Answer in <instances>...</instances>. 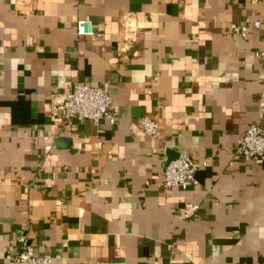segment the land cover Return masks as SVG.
<instances>
[{"label": "crops", "instance_id": "0c3cea01", "mask_svg": "<svg viewBox=\"0 0 264 264\" xmlns=\"http://www.w3.org/2000/svg\"><path fill=\"white\" fill-rule=\"evenodd\" d=\"M260 49L264 0H0V264L21 238L52 264H264V164L234 153L264 127ZM77 82L116 123L52 116ZM182 151L198 184L167 189Z\"/></svg>", "mask_w": 264, "mask_h": 264}, {"label": "built area", "instance_id": "2783aa9c", "mask_svg": "<svg viewBox=\"0 0 264 264\" xmlns=\"http://www.w3.org/2000/svg\"><path fill=\"white\" fill-rule=\"evenodd\" d=\"M249 24H252L255 28H260L263 21L258 19L250 21L247 19L233 26L230 32L231 35L247 38ZM77 34L93 37L101 36L95 33L92 23L86 19L78 20ZM255 55L263 63L261 80L264 83V49L257 50ZM113 105V97L107 83L94 85L77 82L71 84L68 91L57 95L56 100L51 105V113L53 117L60 119L65 124H71L74 120L99 122L102 119H107L114 124L118 120V115L113 110ZM140 127L152 137H157L160 134V123L149 116H144L141 119ZM44 139L46 141L44 152L48 154L53 149V144L49 135H45ZM234 153L247 161L264 164V127L258 123L250 124L237 140ZM203 164L205 165L206 162ZM198 167V162L187 151H182L164 166L162 185L167 189L173 187L187 189L196 185L198 184L196 177ZM198 208L199 205H188L185 212L187 215L192 216ZM21 241L20 248L14 245L10 246L6 264H52V256H39L36 254L33 244L25 243L24 238H21Z\"/></svg>", "mask_w": 264, "mask_h": 264}]
</instances>
